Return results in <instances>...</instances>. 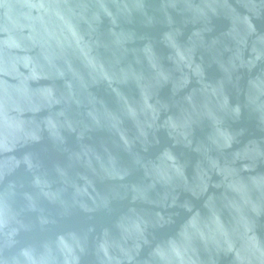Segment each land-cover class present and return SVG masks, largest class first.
Returning a JSON list of instances; mask_svg holds the SVG:
<instances>
[{
	"label": "water",
	"instance_id": "obj_1",
	"mask_svg": "<svg viewBox=\"0 0 264 264\" xmlns=\"http://www.w3.org/2000/svg\"><path fill=\"white\" fill-rule=\"evenodd\" d=\"M0 264H264V0H0Z\"/></svg>",
	"mask_w": 264,
	"mask_h": 264
}]
</instances>
